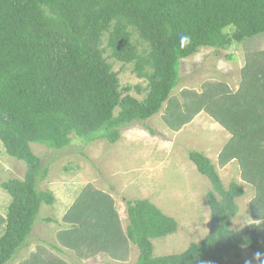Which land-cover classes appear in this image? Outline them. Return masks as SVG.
<instances>
[{
	"label": "trees",
	"instance_id": "trees-1",
	"mask_svg": "<svg viewBox=\"0 0 264 264\" xmlns=\"http://www.w3.org/2000/svg\"><path fill=\"white\" fill-rule=\"evenodd\" d=\"M228 27L240 40L263 34L264 0H0V141L9 157L25 164L22 179L0 185L10 197L0 217V264L25 246L42 205L55 202L50 191L37 189L48 170L31 144L60 151L73 136L85 145L98 139L115 144L125 126L151 119L164 104L162 121L172 131L204 112L229 134L218 163L237 162L241 180L254 188L253 222L230 228L242 186L225 188L211 160L189 151L210 184V228L202 241L180 254L154 256L152 241L174 234L176 221L146 200L127 202L123 230L113 199L86 186L62 217L57 243L80 258L102 254L118 261L131 244L138 250L135 264H221L240 248L264 244V53L246 54L235 92L206 84L200 93L182 91V101L171 97L181 60L198 48L228 45ZM182 35L191 37L183 48ZM134 36L147 52H139ZM105 51L147 80L142 101L128 94L130 88L121 93ZM18 264L69 263L38 248Z\"/></svg>",
	"mask_w": 264,
	"mask_h": 264
},
{
	"label": "rangeland",
	"instance_id": "rangeland-1",
	"mask_svg": "<svg viewBox=\"0 0 264 264\" xmlns=\"http://www.w3.org/2000/svg\"><path fill=\"white\" fill-rule=\"evenodd\" d=\"M223 33L229 40L225 47L198 48L193 55L181 60L172 98L182 101V91L200 93L206 84H226L232 92L238 89L246 54L264 53V33L241 40L236 38L233 27L226 28ZM133 39L140 53L148 51L147 45L137 36ZM105 45L103 38V49ZM104 57L112 71L118 74L121 93L125 95L123 90L130 88L128 94L142 101L148 92L147 80L137 78L132 65L110 59L108 51ZM165 107L166 104L151 119L125 126L115 144L98 139L85 145L82 139L74 136L70 145L60 151L31 144L33 153L41 160L42 169L48 170L46 179L39 181L37 189L50 191L55 202L52 206L42 205L25 246L8 264L26 260L38 248L69 264H135L138 250L131 244L126 257L118 261L102 254L80 258L57 243L56 234L64 228L62 217L86 186L113 199L123 230L128 224L127 202L146 200L176 221L174 234L152 241L154 256L180 254L190 244L199 243L210 228L206 202L210 184L189 161V151L201 152L212 161L225 188L231 182L242 186L244 194L236 200L238 211L230 221V228L237 231L252 223L249 203L255 197L254 188L241 180L237 162L223 167L218 163V155L229 134L204 112L178 131H172L162 121ZM117 112L118 109L115 114ZM24 173L25 164L9 157L0 141V185L7 179H22ZM9 203L10 197L0 188V217H5ZM3 227L0 225V235ZM256 253L262 254L259 260ZM261 261H264V244L253 250L240 248L236 255L231 253L221 264H261Z\"/></svg>",
	"mask_w": 264,
	"mask_h": 264
},
{
	"label": "clouds",
	"instance_id": "clouds-1",
	"mask_svg": "<svg viewBox=\"0 0 264 264\" xmlns=\"http://www.w3.org/2000/svg\"><path fill=\"white\" fill-rule=\"evenodd\" d=\"M181 41V48H183L186 44H189L191 42V37L189 35H182L180 37ZM261 253H256V259H260ZM261 264H264V261H261Z\"/></svg>",
	"mask_w": 264,
	"mask_h": 264
},
{
	"label": "crops",
	"instance_id": "crops-1",
	"mask_svg": "<svg viewBox=\"0 0 264 264\" xmlns=\"http://www.w3.org/2000/svg\"><path fill=\"white\" fill-rule=\"evenodd\" d=\"M230 137V136H229ZM229 137H228V139H229ZM212 162V161H211ZM215 169H216V171H217V168H216V166H215ZM217 173H218V171H217ZM218 175H219V173H218ZM220 177V176H219Z\"/></svg>",
	"mask_w": 264,
	"mask_h": 264
}]
</instances>
